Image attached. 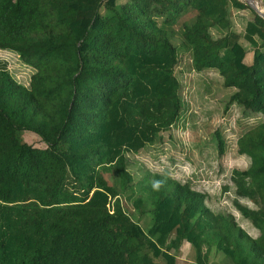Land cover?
<instances>
[{"label": "trees", "instance_id": "trees-1", "mask_svg": "<svg viewBox=\"0 0 264 264\" xmlns=\"http://www.w3.org/2000/svg\"><path fill=\"white\" fill-rule=\"evenodd\" d=\"M244 10L238 31L232 15ZM0 51L31 70L25 85L0 61V264H178L184 245L188 264H264V19L255 11L238 0H0ZM183 58L196 73L217 72L232 91L227 108L260 118L235 143L247 167L222 188L256 238L165 174L142 175L138 217L123 203L134 182L126 156L161 144L181 119Z\"/></svg>", "mask_w": 264, "mask_h": 264}, {"label": "rangeland", "instance_id": "rangeland-1", "mask_svg": "<svg viewBox=\"0 0 264 264\" xmlns=\"http://www.w3.org/2000/svg\"><path fill=\"white\" fill-rule=\"evenodd\" d=\"M238 1L248 6L246 2ZM256 4L254 6L264 14V2L256 0ZM248 16L249 10L233 12L232 18L238 31H241ZM0 61L7 63V70L17 82L27 85L31 70L21 65L16 55L0 51ZM175 73L183 95L181 119L175 127L162 134L161 144L149 147L139 154L126 156L128 171L134 182L131 199L125 198L123 203L137 216L132 201L142 194V175L146 171L149 174H165L173 180L188 183L193 190L208 195L207 204L212 209H224L231 213L237 224L251 237L256 238L257 230L243 220L232 207L229 200L233 195L232 191L222 193V188L231 185L229 176L232 170L247 167L248 160L236 153L235 143L240 135L259 122L260 118L246 119L237 107L227 108V97L232 91L224 88L222 78L217 72L196 73L188 65L187 58H183ZM217 132L225 140L226 148L221 156L217 149ZM24 137L28 143L39 146L40 142L36 136L27 133ZM213 256L215 257L212 253V261ZM192 258L190 248L184 245L178 264H188ZM219 258L221 257H215L212 263L215 264Z\"/></svg>", "mask_w": 264, "mask_h": 264}, {"label": "bare ground", "instance_id": "bare-ground-1", "mask_svg": "<svg viewBox=\"0 0 264 264\" xmlns=\"http://www.w3.org/2000/svg\"><path fill=\"white\" fill-rule=\"evenodd\" d=\"M241 1L248 3V4L251 5L252 7H254V8H256V9L259 10V8H257L256 6H254V5H257V4H256V0H255V1H254V0H241ZM251 2H253L254 5H253ZM260 9H261V8H260ZM259 11H260V10H259Z\"/></svg>", "mask_w": 264, "mask_h": 264}, {"label": "water", "instance_id": "water-1", "mask_svg": "<svg viewBox=\"0 0 264 264\" xmlns=\"http://www.w3.org/2000/svg\"><path fill=\"white\" fill-rule=\"evenodd\" d=\"M248 4V3H247ZM248 6H250V8L252 9V10H254L262 19H264V14H262V12L261 11H259L258 9H256V8H254V7H252L251 5H249L248 4Z\"/></svg>", "mask_w": 264, "mask_h": 264}]
</instances>
